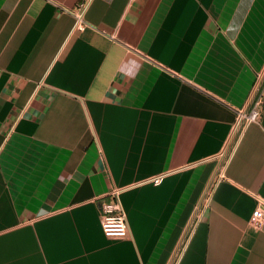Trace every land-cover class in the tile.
<instances>
[{
    "label": "crops",
    "instance_id": "1",
    "mask_svg": "<svg viewBox=\"0 0 264 264\" xmlns=\"http://www.w3.org/2000/svg\"><path fill=\"white\" fill-rule=\"evenodd\" d=\"M263 199L264 0H0V264H264Z\"/></svg>",
    "mask_w": 264,
    "mask_h": 264
},
{
    "label": "built area",
    "instance_id": "2",
    "mask_svg": "<svg viewBox=\"0 0 264 264\" xmlns=\"http://www.w3.org/2000/svg\"><path fill=\"white\" fill-rule=\"evenodd\" d=\"M87 1V0H86ZM85 1L80 2L78 9L74 12V25L76 29H83L85 26L84 19ZM263 79L259 78L256 82L251 96L245 105L235 108V117L231 124V134L241 135L246 126L257 121L260 118V105L262 102ZM220 156L225 157L221 151ZM218 171L217 179L223 177V163ZM164 178V174L160 173L149 177L148 180L153 184L160 183ZM120 188L111 189L107 193V197L101 200L99 204L101 228L105 235L110 237H125L128 234V224L125 213L119 201L118 195ZM210 193V188L205 191V199ZM261 205H257L249 218L248 224L252 227H259L264 221V199Z\"/></svg>",
    "mask_w": 264,
    "mask_h": 264
}]
</instances>
